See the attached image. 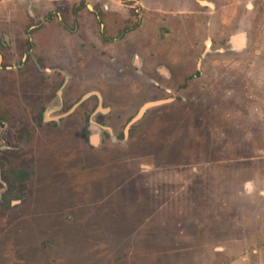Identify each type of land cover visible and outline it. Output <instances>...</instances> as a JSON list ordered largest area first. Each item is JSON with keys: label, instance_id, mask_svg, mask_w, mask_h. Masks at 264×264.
<instances>
[{"label": "rangeland", "instance_id": "374dc122", "mask_svg": "<svg viewBox=\"0 0 264 264\" xmlns=\"http://www.w3.org/2000/svg\"><path fill=\"white\" fill-rule=\"evenodd\" d=\"M206 1L215 12L194 0H0V43L26 55L25 91L56 80L61 107L44 120L43 105L35 126L19 106L26 124L0 119V264L256 261L264 0ZM72 87L92 110L74 136Z\"/></svg>", "mask_w": 264, "mask_h": 264}, {"label": "flooded vegetation", "instance_id": "af4514ba", "mask_svg": "<svg viewBox=\"0 0 264 264\" xmlns=\"http://www.w3.org/2000/svg\"><path fill=\"white\" fill-rule=\"evenodd\" d=\"M4 28L6 29L5 25ZM18 47H20L19 43L14 44L13 48H10V46H7L6 48V43L5 45L3 43H0V119H4L5 121H7L8 125L13 124L14 121H17L19 125H24L28 120L35 126V124L39 123L42 117L39 111L40 109H42L41 107L43 105L46 106L47 111L49 110L47 113H44V120L49 118L48 115L50 114V112L58 111L61 109L59 103L54 102L56 100V98L54 99V95H57L58 90L56 85L58 84H56V80H54V82L52 83L53 80L50 78L48 80L43 78V81L40 79L39 93L33 94L34 97L30 98V91L26 92L25 90L27 89L24 88L28 85V81H30V77H28L29 71H24L27 64V57L24 52H22L21 50L18 51ZM18 56L19 63H16V59ZM38 57L40 58V56ZM40 61L42 62L43 59H41ZM18 67L23 69L17 70ZM10 68H12V70L14 69L16 72L13 74L6 73ZM33 68L35 69V74H39L38 72L40 69L37 70V66L34 65ZM51 72L52 71H50L49 73ZM16 85L20 89L19 91H17V93L15 92V94H10L9 92H6V87H14ZM75 91L76 90L72 87L71 93L68 92V100L70 102L67 101L71 105L70 108L73 109L68 113L66 122L67 130L72 136H74L76 125H82L83 127H85L87 124H90V116L92 112L90 104L86 103L87 98L84 99L85 93L83 92L82 95H80V93H77L76 95ZM28 99H30L31 102H29ZM16 106L20 107V111L22 113H26L27 120L20 118L21 112H15V108L13 107ZM74 107L77 108L74 109ZM60 119L61 118H59L58 120ZM1 124L6 123H0V126Z\"/></svg>", "mask_w": 264, "mask_h": 264}, {"label": "crops", "instance_id": "0c3cea01", "mask_svg": "<svg viewBox=\"0 0 264 264\" xmlns=\"http://www.w3.org/2000/svg\"><path fill=\"white\" fill-rule=\"evenodd\" d=\"M182 1L185 2V0H182ZM194 2H196V4H198L200 7L207 8L210 13H213V12L216 11V4L210 3V2H208L206 0H194ZM221 8H223V7H221ZM244 41H245V38H244ZM10 69L6 73L13 74V73L16 72L14 69L13 70H12V68H10ZM256 255H258L257 259L253 263L251 261H249L251 256H249V257L244 256L241 259H237L236 261H233V262H231L229 264H264V249L262 248L261 250L257 251Z\"/></svg>", "mask_w": 264, "mask_h": 264}, {"label": "bare ground", "instance_id": "6f19581e", "mask_svg": "<svg viewBox=\"0 0 264 264\" xmlns=\"http://www.w3.org/2000/svg\"><path fill=\"white\" fill-rule=\"evenodd\" d=\"M233 42L236 43V46H238V47L244 45L243 35H238L237 37L233 38Z\"/></svg>", "mask_w": 264, "mask_h": 264}, {"label": "water", "instance_id": "95a60500", "mask_svg": "<svg viewBox=\"0 0 264 264\" xmlns=\"http://www.w3.org/2000/svg\"><path fill=\"white\" fill-rule=\"evenodd\" d=\"M234 43V42H233ZM244 45H242V46H240V48H242ZM91 95H87L86 97H84V99H86V98H88V97H90ZM153 105H156V104H148V105H146L143 109H146V108H148V107H151V106H153ZM140 116V115H139Z\"/></svg>", "mask_w": 264, "mask_h": 264}]
</instances>
